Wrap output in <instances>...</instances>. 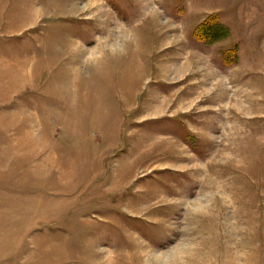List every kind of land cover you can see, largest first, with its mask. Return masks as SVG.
Returning a JSON list of instances; mask_svg holds the SVG:
<instances>
[{
	"label": "rangeland",
	"instance_id": "rangeland-1",
	"mask_svg": "<svg viewBox=\"0 0 264 264\" xmlns=\"http://www.w3.org/2000/svg\"><path fill=\"white\" fill-rule=\"evenodd\" d=\"M0 264H264V0H0Z\"/></svg>",
	"mask_w": 264,
	"mask_h": 264
},
{
	"label": "bare ground",
	"instance_id": "bare-ground-1",
	"mask_svg": "<svg viewBox=\"0 0 264 264\" xmlns=\"http://www.w3.org/2000/svg\"><path fill=\"white\" fill-rule=\"evenodd\" d=\"M26 23V22H25ZM25 23H23V24H25ZM95 63V62H94ZM75 74V73H74ZM75 80V79H74ZM73 82V81H72ZM55 87H56V85H58V83L57 82H53L52 83ZM57 89H58V87H57ZM54 91V90H53ZM57 91V90H56Z\"/></svg>",
	"mask_w": 264,
	"mask_h": 264
}]
</instances>
